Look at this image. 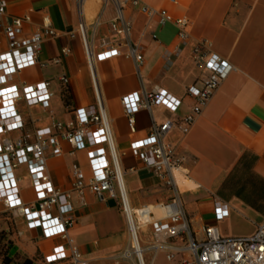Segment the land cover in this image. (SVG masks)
I'll list each match as a JSON object with an SVG mask.
<instances>
[{
    "label": "crops",
    "instance_id": "1",
    "mask_svg": "<svg viewBox=\"0 0 264 264\" xmlns=\"http://www.w3.org/2000/svg\"><path fill=\"white\" fill-rule=\"evenodd\" d=\"M6 3L3 22L11 16L28 14L30 21L24 30H35L40 15H50L54 28L61 34L45 40L39 53V62L22 69L10 78L19 84L48 81L52 92L48 108L41 104L27 106L17 101L23 120V128L6 134L10 140L25 135L34 139V130L49 127L53 123L65 124L74 118V110L84 107L96 109L95 90L91 73L86 64L81 38L64 35L76 28L80 20L86 36L95 51L102 42L118 38L110 31L109 21L114 14L108 5L96 25L102 8V0H4ZM143 3L166 10L174 17L186 16L191 20L190 37L181 46L178 55L165 66L162 54L172 48L176 40V28L172 23L160 25L157 17H147L137 7L127 5L123 15L131 24V39L141 46L144 62L136 71L133 59L114 56L96 61L93 75L96 87L109 120L114 145L130 204L166 202L172 190L161 184L152 170L145 167L132 153L130 142L148 135L151 123L159 125L170 121L163 137L177 155L183 157L193 190H183L185 213L189 214L190 228L199 231L205 224L216 226L223 237L250 236L264 217V0H141ZM152 34L155 38H152ZM205 37L212 42V50L233 65V70L221 82L206 106L195 118L188 132L183 133L177 122L191 112L192 97L189 86H200L205 74L201 60H195L196 38ZM68 44L70 54L63 56L60 49ZM5 37L0 33V50L5 49ZM58 58L57 62L53 60ZM68 77L64 87L59 76ZM155 87L180 99L179 106L171 111L161 105L150 110L134 112V131H130L128 118L120 98L134 92L142 98V92ZM64 90H66L64 92ZM60 152H54L50 142L46 150V166L53 184L69 192L72 165L76 164L88 178L91 174L85 149H74L67 141H59ZM133 168V170H129ZM24 201L34 199V191L26 164L13 170ZM114 195L97 197L86 189L82 195L70 192V204L74 225L69 230L74 244L90 264H138L137 259L123 258V250L130 245L125 218L120 208V198L113 186ZM226 206L227 214L216 218L214 201ZM0 212H3L0 203ZM7 222L0 218V228ZM12 245L21 255L34 264H71L68 260L46 263L44 256L56 244L59 237H43L38 228H28L22 216L15 217ZM148 228L139 230V240L145 247ZM181 244V241H177ZM151 251L143 252V259L150 264ZM190 257L188 252H176L168 261L163 251L157 252L151 264H177L181 258Z\"/></svg>",
    "mask_w": 264,
    "mask_h": 264
},
{
    "label": "built area",
    "instance_id": "2",
    "mask_svg": "<svg viewBox=\"0 0 264 264\" xmlns=\"http://www.w3.org/2000/svg\"><path fill=\"white\" fill-rule=\"evenodd\" d=\"M108 5L114 10L109 29L118 38L112 42L103 41L100 50H94L92 42L86 36L82 20L75 29L64 32L70 40L76 34L81 38L94 85L96 109L87 111L84 107H77L73 111V119L65 124L59 121L53 123L54 132L49 127L38 128L34 130L33 140L29 139L28 134L10 140L6 137L8 132L23 128L17 101L21 99L27 106L41 104L43 108H48L52 92L45 80L35 83L22 80L19 84L9 80L22 69L37 64L42 43L61 34L54 28L51 17L46 12L41 13L37 28L31 32L24 30V24L30 21L28 14L11 16L8 22H3L6 3L0 0V33L5 37L6 45L5 49L0 50V203L3 212L10 213L13 217L22 216L28 228H38L43 237L61 238L62 243L54 245L52 251L44 256L46 263L68 260L71 264H90L69 234L75 223L70 192L82 195L88 189L97 197L103 198L105 193L113 196L115 186L130 240L129 247L121 254L123 258L135 257L138 264H146L143 252L151 251V264L159 251L165 253L168 261L173 260L176 252H188L190 257L181 258L177 264H264V217L250 236L223 237L212 224L203 225L199 235L191 230L190 220L183 208V191L177 177L178 174L189 180L188 170L183 166V157L163 141L170 121L159 125L152 122L148 135L130 142V149L145 167L152 170L161 184L172 190V197L166 202L155 204H141L137 207L130 204L124 181L125 171L120 166L109 120L94 80V63L123 56L133 59L139 73L144 59L140 44L131 39L132 24L123 15V8L127 5L137 7L147 17L156 16L160 25L172 23L175 26L177 42L172 48L164 49L162 59L165 66L171 64L172 57L179 54L181 46L190 37L191 20L186 16L174 17L166 10L155 8L141 0H102L96 25ZM151 36L155 38L154 34ZM70 51L68 44L60 49L63 56L70 54ZM193 57L202 61L205 74L200 86L192 85L187 88L193 103L191 112L177 122L183 133L188 132L221 82L233 70V65L213 51L212 42L205 37L196 38ZM53 61L57 62L58 58ZM59 80L64 87L68 83V77L64 74L59 76ZM120 101L128 118L130 131H134L135 111L150 110L153 105H161L174 111L180 104V99L158 87L144 90L141 99L131 92L123 95ZM60 140L67 141L74 149H85L91 168L90 176L84 178L82 170L76 164L72 165L69 192L62 191L53 184L46 166L45 152L50 142L54 145V152L59 153ZM20 164H26L28 168L34 191V199L30 202L21 197L18 178L13 173L14 168ZM214 209L217 219L227 214L226 206L217 200L214 201ZM141 228H148L149 231L145 247L141 246L139 240ZM178 240L181 244L177 243Z\"/></svg>",
    "mask_w": 264,
    "mask_h": 264
},
{
    "label": "rangeland",
    "instance_id": "3",
    "mask_svg": "<svg viewBox=\"0 0 264 264\" xmlns=\"http://www.w3.org/2000/svg\"><path fill=\"white\" fill-rule=\"evenodd\" d=\"M177 177H178V182L180 185H184L182 189V191L184 190H193V185L189 186V187H186L187 184L189 183L185 177L183 176H180L177 174ZM183 193V192H182ZM181 197H182V194H181ZM0 218L7 222V226L6 228H0V264L1 262H9L7 259H6V255H8V252L11 253L13 250V245H12V233H13V228L12 226L10 225V222L11 224L13 223V220H15V217H13L10 213H7V212H0ZM188 218H189V214H188ZM196 233L199 235V231H196ZM129 235V234H128ZM11 255V254H9ZM22 255L19 253V255H15L14 256V260L16 262H21L22 261ZM131 259L134 260L135 262V258L132 257ZM130 259V260H131Z\"/></svg>",
    "mask_w": 264,
    "mask_h": 264
},
{
    "label": "trees",
    "instance_id": "4",
    "mask_svg": "<svg viewBox=\"0 0 264 264\" xmlns=\"http://www.w3.org/2000/svg\"><path fill=\"white\" fill-rule=\"evenodd\" d=\"M66 90H64L65 92ZM13 251L11 253L8 252V255H6V259L9 261L8 263L7 262H1V264H34L29 258L25 257L24 255H22V261L21 262H16L14 260V256L15 255H19V252H17L14 247L12 249ZM11 254V255H9Z\"/></svg>",
    "mask_w": 264,
    "mask_h": 264
},
{
    "label": "bare ground",
    "instance_id": "5",
    "mask_svg": "<svg viewBox=\"0 0 264 264\" xmlns=\"http://www.w3.org/2000/svg\"><path fill=\"white\" fill-rule=\"evenodd\" d=\"M181 186V188H183L184 187V185H180Z\"/></svg>",
    "mask_w": 264,
    "mask_h": 264
}]
</instances>
